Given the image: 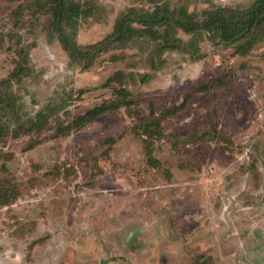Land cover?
Returning <instances> with one entry per match:
<instances>
[{
  "label": "rangeland",
  "instance_id": "1",
  "mask_svg": "<svg viewBox=\"0 0 264 264\" xmlns=\"http://www.w3.org/2000/svg\"><path fill=\"white\" fill-rule=\"evenodd\" d=\"M29 1L0 0V264H264V29L240 54L174 26L188 49L145 35L83 68ZM70 1L85 46L132 7L202 21L255 0ZM120 89L136 102L53 136ZM180 104L161 137L136 128Z\"/></svg>",
  "mask_w": 264,
  "mask_h": 264
},
{
  "label": "trees",
  "instance_id": "2",
  "mask_svg": "<svg viewBox=\"0 0 264 264\" xmlns=\"http://www.w3.org/2000/svg\"><path fill=\"white\" fill-rule=\"evenodd\" d=\"M31 7H34L33 11L36 12L47 11V9L50 11L53 28L59 32V37L67 49L71 60L76 64H80L83 68L89 67L100 53L119 48L137 37L145 35L155 40L158 38L162 39V46L165 49H188L191 45L173 34L174 26H177L186 33L204 30L210 34H219L220 40L223 42H234L235 40L245 39L235 49V52L240 54L246 53L250 49L252 43L260 37L264 29V0H255L243 10L229 7L210 9L206 12V17L202 21L195 20L191 15L182 11L169 13L166 8H163L160 12L157 9L149 12L148 10L138 11L132 7L115 19L112 31L104 38L81 46L73 39L68 38L64 32V24L72 19L73 15L80 12L77 5L70 0H30L24 6L18 5L15 11L22 15L25 8ZM13 19L14 23L17 24L19 17L15 15ZM135 23L141 24V27H135ZM17 63H19L18 60ZM20 68L16 69L15 74L20 73ZM120 73H116V76L112 78L116 77L117 79L121 77ZM0 85H2V81H0ZM204 87L202 86L199 89ZM119 94L120 98L117 97L116 99L104 101L101 104L93 106L77 116L69 124L58 127L53 136L68 134L72 129L80 128L102 114L114 112L121 106H130L136 102L134 99L127 98V91L125 89H120ZM182 105L168 108L159 115H156V112L150 108L149 115L142 118L143 121L138 123L136 128L148 138L161 137L162 119L177 112ZM6 129V124L0 123V136L4 134ZM149 160L153 163L152 158H149Z\"/></svg>",
  "mask_w": 264,
  "mask_h": 264
}]
</instances>
